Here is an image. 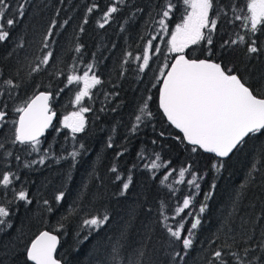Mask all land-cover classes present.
Wrapping results in <instances>:
<instances>
[{
	"label": "trees",
	"instance_id": "obj_1",
	"mask_svg": "<svg viewBox=\"0 0 264 264\" xmlns=\"http://www.w3.org/2000/svg\"><path fill=\"white\" fill-rule=\"evenodd\" d=\"M110 2L28 0L24 17L11 30L9 39L0 43V91L6 96L7 86L2 83L6 79L19 85L13 89L15 100H8L9 123L0 129V142L11 136V121L18 118L11 109L37 93L52 92L51 104L58 113L41 140L40 152L6 143L5 148L13 155L4 157V150L0 149V171L14 172L19 177L15 181L16 190L27 191L32 201L27 204L13 200L11 191L6 196L0 195V202L12 201L10 215L5 218L11 227L0 225V264H25L24 250L44 230L60 236L57 257L63 264H100L117 241L124 245L123 256L132 255L140 264H171L170 253L174 248L180 249L172 243L164 225L177 226L181 217L175 216V208L182 206V199L189 192L194 193L193 204L185 211H192L193 216L187 218L185 227H190L197 215L201 225L194 230L193 246L181 264H207L218 245L231 243L226 235L229 229L232 230L229 234L236 235L238 241L241 235L251 236L253 246L261 239L264 220L258 221L257 217L264 210V137L249 141L232 154L219 172L210 170L213 155L190 153L187 149L191 146L177 139L182 134L167 121L159 107L161 71L167 70L165 64H170L175 56L168 51L167 41L184 14L182 0H172L177 8L168 22L167 35L157 34L153 46L159 47L160 52H149V65L143 71L135 57L143 55L148 40L163 32L157 15L160 0H123L120 11L100 28L102 11L89 14L87 8L97 3L103 9ZM232 3L243 7L245 0H214L210 16L218 24L212 33L213 43L201 41L185 52L189 58H207L238 68L249 83L264 82V33H257V45L261 48L258 53H247L244 44L222 47L225 40L237 39V34L244 35L247 31L241 27V21L234 20L229 8ZM226 9H229L227 17ZM53 19L57 26L45 49V37ZM229 19L234 22L228 23ZM65 20L67 24L63 23ZM47 51H52L54 58L41 66L42 71L32 72L38 58ZM88 64L94 65L93 71L101 83L92 88L90 98L81 102L90 108L84 114V131L72 133L63 127L62 121L77 110L74 99L80 84H67V76L83 75ZM145 101L148 103L145 111H150L151 117L140 112ZM136 115H142L140 122L135 120ZM133 125H137L135 132L131 130ZM73 150L79 152L75 161L69 156ZM156 154L161 158L157 163L170 162L167 167L145 168L144 164L155 160ZM41 156L43 164L39 163ZM113 165L121 181L128 182L131 177L123 194L122 182L110 171ZM189 165L190 171L203 177L198 180L199 190L187 185L186 181L191 179L188 173L185 183L174 182L180 179L178 170ZM170 169L177 171L161 183ZM60 192L65 195L57 202L55 196ZM206 194H210L207 199ZM202 205L206 208L200 213ZM105 214L109 219L104 225L91 229L83 225L85 218ZM139 252L144 255L139 256ZM256 255H260L259 249Z\"/></svg>",
	"mask_w": 264,
	"mask_h": 264
},
{
	"label": "snow or ice",
	"instance_id": "obj_2",
	"mask_svg": "<svg viewBox=\"0 0 264 264\" xmlns=\"http://www.w3.org/2000/svg\"><path fill=\"white\" fill-rule=\"evenodd\" d=\"M28 0H0V43L9 39L11 30L19 22L20 18L25 15V7ZM123 0H111V2L103 9L97 3H93L87 8V13L91 14L96 10L102 11L101 21H98V26L104 28L114 14L120 11L119 5ZM184 6V14L181 17V22L175 25L174 30L170 32V39L167 41L168 51L175 53L173 62L165 64L167 72L161 71L162 87L159 89V107L171 125L179 129L183 134L182 137H177L182 143L187 142L190 149H187L192 154L200 155L201 153L213 154V159L210 162V170L215 169L217 172L225 166L226 159L230 158L235 152H239L245 144L254 139L264 137V82L254 84L249 83L243 75L240 74L238 68H231L222 63L215 62L210 59L189 58L185 50L190 45L199 44L201 41L207 45L213 43L212 33L217 29L218 20L212 18L210 13L214 8V0H182ZM13 7L15 10L13 11ZM177 5L172 0H160L157 5V15L159 16L158 24L160 28L167 32L169 30V21L174 15ZM234 14L235 21H241V27L246 29L244 35L237 34V39L225 40L222 47L226 45H246L247 53H258L261 48L257 45V33H264V0H245L243 7H238L235 3L229 6ZM229 9L224 11L227 17ZM243 13V15L238 14ZM85 18L84 23H87ZM233 23L232 19L227 21ZM67 24L68 21L63 22ZM57 26V21L52 20L45 37L44 48L47 49L48 37L54 35V29ZM62 26V25H61ZM207 30V33L205 32ZM83 31V28H81ZM157 37L153 36L147 42V47L142 56H136V60H143L140 66V71H143L149 65V52L153 54L159 53L160 48L153 46V41ZM80 52V47L76 48ZM131 56V53H128ZM211 55V52H209ZM54 58L52 51H47L42 58L39 59L33 68L32 72L42 71V65H48L50 60ZM94 68L93 64H88L83 75L71 74L67 76V84L73 83L83 86L75 94L74 104L79 105V110L65 116L62 123L63 127L70 129L72 133H80L85 128L84 113L90 111L89 107L82 105L85 97H91V89L101 83L100 79L93 73L89 75ZM2 83L7 86V94L0 91V129L9 123V105L8 100H15L13 89H18L19 85L14 84L12 79L3 80ZM63 91V89H61ZM58 95V93H57ZM53 99V93L41 91L22 105L15 106L11 109L12 112L18 114V118L11 121L13 125L12 134L3 142H0V149H3L4 157L12 156L13 153L5 148L6 143H10L13 147L16 145H24L30 147L33 151L40 152L41 137L45 134V130L52 125L53 118L56 113L52 110L50 101ZM150 100L151 97H148ZM148 108V103L145 101L140 112L148 117L152 116L150 111H145ZM135 120L140 122L142 115H136ZM137 125H133L132 131L135 132ZM163 135V133H161ZM75 139V137H73ZM155 142V141H154ZM83 148V145H80ZM108 147H113L111 141ZM45 149L44 153L47 154ZM122 153H117V156ZM79 152L73 150L69 156L75 161ZM19 160V156L15 157ZM144 159L143 156L140 157ZM159 154H156L155 160L150 163H145L144 167L148 169H158L167 167V163H157L160 161ZM44 156H41L39 163L43 164ZM35 163V161H33ZM26 167L29 165H25ZM255 164L253 169H255ZM192 165L182 167L178 170L179 180L174 182L177 184L185 183L184 177L186 173L191 176V179L186 183L195 190L200 189L198 180L203 179L195 171H190ZM116 173L115 179L121 181V176L115 165L110 169ZM176 169H170L163 176L161 183L167 181L169 177L176 172ZM19 177L12 171H0V188L3 193L0 195L6 196L9 191L13 194V200L24 201L30 204L27 191L15 188V181ZM122 182V190H127L131 183V177H128V182ZM171 187V185H169ZM213 189L216 185L213 183ZM64 192H60L55 196V200L59 202L64 198ZM210 194H206L205 198H209ZM194 193L189 194L182 199V206L177 205L175 208V216L181 217L177 221V226H172L165 223L164 227L175 244L180 250L175 248L170 253L171 264H181L185 256L193 246L194 230L201 225L199 216L193 217L190 227L186 229L185 225L188 217H192L190 209L193 204ZM12 201L0 202V225L7 224L11 227L10 222L5 218L10 215L9 204ZM45 200L44 204L48 205ZM206 205L199 208V212L205 211ZM51 211V208L48 209ZM184 213V216L181 214ZM175 218V217H174ZM109 217L93 216L83 220V225L90 229L95 226L99 227L108 221ZM167 216L164 217L166 221ZM257 220H264V210L257 217ZM62 227V225H61ZM231 229L226 233L231 243L225 242L218 245L211 253L207 260V264H264V231L261 232V239L253 246L251 244L252 237L241 235L240 240H237L236 235L229 234ZM87 239V236L85 237ZM58 237L49 231H42L30 242V245L24 250L26 253L25 264H62L61 260L55 257ZM215 243V241H213ZM124 245L117 241L111 247L106 260H102L100 264H140L139 259L132 255L124 257L121 249ZM259 249L260 255H256V250ZM139 256H143V252H139Z\"/></svg>",
	"mask_w": 264,
	"mask_h": 264
},
{
	"label": "water",
	"instance_id": "obj_3",
	"mask_svg": "<svg viewBox=\"0 0 264 264\" xmlns=\"http://www.w3.org/2000/svg\"><path fill=\"white\" fill-rule=\"evenodd\" d=\"M172 62H173V60H172ZM171 62V63H172ZM170 63V64H171ZM168 70V69H167ZM167 70H166V72H167ZM162 80H163V77H162V79H161V82H162ZM162 87V83H160V88ZM159 88V89H160ZM37 94H39V93H37ZM52 101V100H51ZM51 101H50V104H51ZM51 107H52V110L56 113V116L53 118V121H52V125H50L49 126V128L48 129H46L45 130V134L40 138V139H43L46 135H47V133H48V131L51 129V127L53 126V124H54V122L56 121V119H57V117H58V113H57V111L56 110H54L53 109V106H52V104H51ZM161 111H162V109H161ZM162 113H163V111H162ZM165 116V115H164ZM165 118L167 119V117L165 116ZM168 121V120H167ZM169 122V121H168ZM170 123V122H169ZM174 128H175V126L174 125H172ZM176 129V128H175ZM179 133H181L180 132V130L179 129H176ZM182 134V133H181ZM183 135V134H182ZM186 142V141H185ZM187 143V142H186ZM206 154H208V153H206ZM210 155H213V154H210ZM231 157V156H230ZM228 159V158H227ZM44 231H48V230H44ZM50 232V231H49ZM53 235H56L57 237H58V240H59V243L57 244V248H56V252H55V257L58 259V257H57V252H58V250H59V247H60V245H61V238H60V236L58 235V234H56V233H53V232H51ZM39 235V234H38ZM35 239V238H34ZM62 262V261H61ZM63 264V263H62Z\"/></svg>",
	"mask_w": 264,
	"mask_h": 264
},
{
	"label": "rangeland",
	"instance_id": "obj_4",
	"mask_svg": "<svg viewBox=\"0 0 264 264\" xmlns=\"http://www.w3.org/2000/svg\"><path fill=\"white\" fill-rule=\"evenodd\" d=\"M174 30V29H173ZM157 34L159 35H161L162 37H165L166 35H167V33L163 30V32H160V33H156L154 36H156L157 37ZM169 39H170V35H169ZM137 62H139L140 64H143V60L141 59V60H136ZM94 73V71L92 70V72H90L89 73V75L91 76L92 74ZM95 74V73H94ZM83 85L82 84H80V88L82 87ZM92 90V89H91ZM79 105H77V110L76 111H78L79 110ZM75 112V111H74ZM85 114V113H84ZM69 115H71V114H69ZM69 115H67V116H69ZM64 119V118H63ZM63 124V123H62Z\"/></svg>",
	"mask_w": 264,
	"mask_h": 264
}]
</instances>
